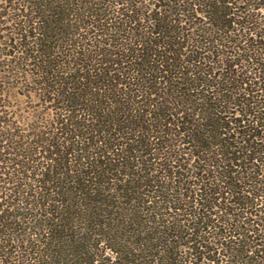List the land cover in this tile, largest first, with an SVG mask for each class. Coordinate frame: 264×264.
<instances>
[{"label":"trees","instance_id":"trees-1","mask_svg":"<svg viewBox=\"0 0 264 264\" xmlns=\"http://www.w3.org/2000/svg\"><path fill=\"white\" fill-rule=\"evenodd\" d=\"M0 264H264V0H0Z\"/></svg>","mask_w":264,"mask_h":264}]
</instances>
